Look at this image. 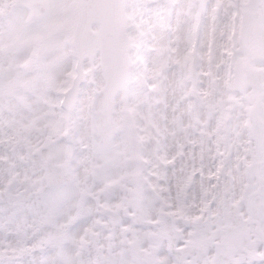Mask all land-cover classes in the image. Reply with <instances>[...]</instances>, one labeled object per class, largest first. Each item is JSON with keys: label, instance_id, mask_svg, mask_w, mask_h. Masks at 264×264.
<instances>
[{"label": "snow or ice", "instance_id": "1", "mask_svg": "<svg viewBox=\"0 0 264 264\" xmlns=\"http://www.w3.org/2000/svg\"><path fill=\"white\" fill-rule=\"evenodd\" d=\"M0 264H264V0H0Z\"/></svg>", "mask_w": 264, "mask_h": 264}]
</instances>
